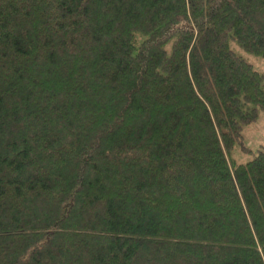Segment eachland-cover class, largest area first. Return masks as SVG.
Returning <instances> with one entry per match:
<instances>
[{"label": "trees", "instance_id": "16d2710c", "mask_svg": "<svg viewBox=\"0 0 264 264\" xmlns=\"http://www.w3.org/2000/svg\"><path fill=\"white\" fill-rule=\"evenodd\" d=\"M264 0H0V264H264Z\"/></svg>", "mask_w": 264, "mask_h": 264}, {"label": "rangeland", "instance_id": "374dc122", "mask_svg": "<svg viewBox=\"0 0 264 264\" xmlns=\"http://www.w3.org/2000/svg\"><path fill=\"white\" fill-rule=\"evenodd\" d=\"M231 47L244 57L245 60L253 65V67L264 74V58L248 53L241 49L234 41H231ZM243 137L246 147L250 150L249 153L242 151L240 148H236L231 155L232 160L236 164H244L252 160L254 154H257L260 149L264 147V112H262L258 120L245 127L243 131Z\"/></svg>", "mask_w": 264, "mask_h": 264}]
</instances>
